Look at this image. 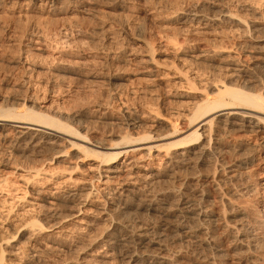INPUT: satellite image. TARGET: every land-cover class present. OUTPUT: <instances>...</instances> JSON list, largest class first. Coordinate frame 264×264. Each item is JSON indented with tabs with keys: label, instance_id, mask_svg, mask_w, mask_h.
Segmentation results:
<instances>
[{
	"label": "bare ground",
	"instance_id": "obj_1",
	"mask_svg": "<svg viewBox=\"0 0 264 264\" xmlns=\"http://www.w3.org/2000/svg\"><path fill=\"white\" fill-rule=\"evenodd\" d=\"M46 1L52 4L60 0ZM66 1L76 6L94 2ZM236 1L235 11L221 5L218 15L212 18L202 14L201 6L196 4L192 10L176 14L175 19L197 25V30L205 35L210 34L212 26L264 29V0ZM242 11L252 17L249 24L237 15ZM258 42L248 40L232 45L238 53L225 59V68L230 74L224 82L218 74L207 76L198 70L193 72L184 83L194 90H197L194 85L202 87L199 101L184 111L183 106L172 105L166 122L168 131L163 136L139 130L142 117L133 118V113L125 111L116 121L125 126L126 132L117 135L116 140L92 147L82 139V144L76 145L69 139L78 134L47 115L29 109L0 110V144H5L4 132L11 131L14 144L24 143L34 153L45 146L65 144L83 157L99 160H96L97 171L87 181L62 193L60 189L71 181L68 173L65 176L55 171L45 174L37 168L25 170L24 175L17 177L20 184L16 187L21 189L12 198L26 204L19 217L23 230L29 232L28 260L45 264L44 255L60 248L55 247L56 243L54 246L44 243L69 238L63 235L69 229L61 227V222L68 218L61 215V209L70 211L71 216L80 215V209L74 211L77 205L96 203L95 211L102 213V220L111 226L91 255L92 259L85 264H107L111 260L119 264H264V219L261 218L264 202L258 197L264 195V93L257 88H264V82L257 76L264 68V60L261 59V65H248L247 56L242 55L250 46L260 49L262 43ZM197 56L191 62L193 59L196 62ZM231 78L239 81V87L228 85ZM150 123V126L155 124ZM243 138L247 142H242ZM139 152L145 154L143 157H154L157 168L150 170L147 163L143 173L126 172L139 160L136 158ZM258 157L262 159L257 160ZM252 171L259 180L256 184L248 182ZM122 175L131 179L128 186L118 188L113 183ZM0 180V183L7 181ZM52 181L46 191L28 189L31 182ZM162 182L168 186L159 188ZM215 202L220 205L218 209L214 208ZM5 213L2 219L8 222L11 211ZM40 218L53 220L54 228L41 225ZM91 222L78 218L75 230L81 233ZM8 229L12 232V226ZM13 239L10 233L3 246L10 247ZM20 245L13 246L14 253L8 254L16 261L21 255ZM5 256L6 252L0 248V264H6Z\"/></svg>",
	"mask_w": 264,
	"mask_h": 264
},
{
	"label": "rangeland",
	"instance_id": "obj_2",
	"mask_svg": "<svg viewBox=\"0 0 264 264\" xmlns=\"http://www.w3.org/2000/svg\"><path fill=\"white\" fill-rule=\"evenodd\" d=\"M236 2L94 0L76 6L66 0L52 4L46 0H3L0 2V110L12 108L20 112L29 109L47 115L78 134L69 139L76 145H81L82 139H86L92 147L110 139L116 140L117 135L126 132L125 126L116 121L125 111L133 113V118L142 117L139 130H150L154 136H163L168 131L166 122L170 119L172 105L183 106L184 111L187 106L199 101L198 93L202 87L194 85L197 89L194 90L184 83L193 72L198 70L207 76L218 74L224 82L230 74L225 68V59L238 53L231 48L232 45L244 44L248 40L259 41L263 49L249 45L250 48L242 53L247 56V64L261 65L264 60L263 28L254 31L250 26L246 29L212 26L210 34L205 35L197 30V25L175 19L176 14L192 10L196 4L201 6L202 14L212 18L218 15L222 6L235 11ZM237 15L244 18L247 24L252 19L247 12ZM142 42L151 50L146 49ZM196 56L197 61L193 59L191 62V58ZM257 76L264 82V68ZM230 83L228 85L239 87L237 79L231 78ZM260 87L257 88L264 93V88ZM22 104L26 106L23 108ZM152 121L155 124L150 126ZM3 135L6 138L2 139L5 144H0V179L7 181L0 183V248L6 252V264H35L26 255L30 237L20 222L26 204L13 199V196L19 195L17 190L21 189L16 187L19 183L17 177L24 175L25 170L35 171L37 168L45 174L55 171L65 176L68 173L71 181L60 189L62 193L87 181L97 171L95 167L99 160L92 156L83 157L65 144L45 146L34 153L24 143L14 144L11 131ZM244 141L247 142V139L243 138ZM60 151L63 154H58ZM142 155L145 154L141 152L140 155L139 152L136 156L139 160L134 161V167L126 172L143 173L142 168L147 163L150 170L155 169L158 161L152 156ZM251 174L250 181H247L256 184L259 180L255 171ZM130 179L131 176L122 175L113 184L123 188L128 186ZM53 182H31L28 189L46 191ZM166 186L167 182L158 185L159 188ZM260 195L258 197L263 203L264 195ZM247 198L250 200V197ZM90 204L92 206L77 205L74 211L80 209V215L71 216L70 211L61 209V215L68 216L67 221L61 222V227H68L69 233L64 232L63 235L69 238L44 243L52 246L56 243L55 247L60 248L44 255L45 264H85L92 259L91 255L111 225L102 220V213L95 211L96 203ZM219 207L215 202L214 208ZM6 211H11L8 222L2 219ZM262 211L261 218L264 219ZM78 218L92 221L81 233L75 230ZM40 219L41 225H52L54 228L53 220ZM10 225L12 232L8 229ZM53 231L56 232V229ZM10 233L14 242L10 247H4V240ZM19 244L22 251L17 257L19 261H16L8 254L14 253L12 247ZM107 264L119 263L111 260Z\"/></svg>",
	"mask_w": 264,
	"mask_h": 264
}]
</instances>
